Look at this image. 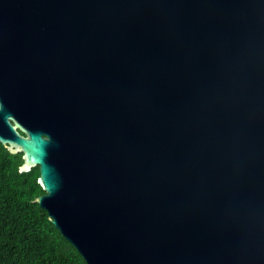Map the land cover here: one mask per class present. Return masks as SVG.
Listing matches in <instances>:
<instances>
[{"label":"water","instance_id":"1","mask_svg":"<svg viewBox=\"0 0 264 264\" xmlns=\"http://www.w3.org/2000/svg\"><path fill=\"white\" fill-rule=\"evenodd\" d=\"M0 144L85 264H264V0H0Z\"/></svg>","mask_w":264,"mask_h":264},{"label":"trees","instance_id":"2","mask_svg":"<svg viewBox=\"0 0 264 264\" xmlns=\"http://www.w3.org/2000/svg\"><path fill=\"white\" fill-rule=\"evenodd\" d=\"M22 155L0 144V264H85L33 200L38 168L19 173Z\"/></svg>","mask_w":264,"mask_h":264}]
</instances>
